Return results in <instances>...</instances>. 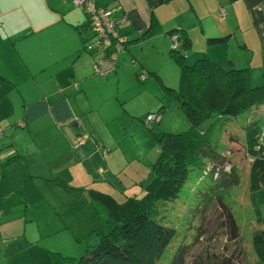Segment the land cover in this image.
I'll list each match as a JSON object with an SVG mask.
<instances>
[{
    "label": "crops",
    "instance_id": "obj_1",
    "mask_svg": "<svg viewBox=\"0 0 264 264\" xmlns=\"http://www.w3.org/2000/svg\"><path fill=\"white\" fill-rule=\"evenodd\" d=\"M93 2L118 5L115 16L125 13L116 26L124 46L114 69L106 74L92 71L95 51L84 49L90 38L87 16L72 0H0V222L4 224L10 221L6 207L13 199L18 203L22 191L25 213L29 210L33 215L29 220L39 221L40 234L45 229L46 235L65 230L67 218L76 238L90 231L91 218L99 213L91 210L98 200L90 198L88 189L111 194L104 183L117 172L120 158L114 135L119 131L108 127L99 105L113 99L106 95V87L118 85L131 67L133 75L146 82L127 78L130 85L143 88L150 82L145 76L155 71L149 69L147 55L138 53L144 42L153 55L167 58L169 32L183 33L188 39L186 60L207 57L223 68L247 67L250 84L264 81V0ZM208 37L220 39L209 42ZM97 81L105 88L93 93ZM116 93L117 100L109 101L113 107L130 102V96ZM152 123L143 128L137 122L133 130L151 131ZM17 212L16 217L21 214ZM37 235L29 241L22 230L15 234L16 245L31 249V258L37 259L33 264H51V250L33 244Z\"/></svg>",
    "mask_w": 264,
    "mask_h": 264
},
{
    "label": "rangeland",
    "instance_id": "obj_2",
    "mask_svg": "<svg viewBox=\"0 0 264 264\" xmlns=\"http://www.w3.org/2000/svg\"><path fill=\"white\" fill-rule=\"evenodd\" d=\"M138 53L139 57L141 53L147 55V60L150 62L148 65L151 67L149 69L155 71L154 76L150 74L151 71L145 76L150 82L143 88L132 81L135 86L130 85L127 78H133L139 84L146 82L137 79L131 67L126 73L127 77L122 78L118 85L112 84L110 88L106 87V95H112V98L117 100L116 92L119 91L120 94L130 96V102L124 101L120 103V107L115 108L113 107L115 104L109 102L113 100L110 98L99 105L100 111L103 112L102 118L106 117L108 127L119 131L114 134L118 135L119 142L116 146L120 155L117 159V172L110 179H106L108 183H104V187H108L111 195L120 201L127 195L139 198L143 194L144 185L151 175V165L159 153L156 134L179 133L185 131L189 124L183 111L163 89V85L174 88L178 85L179 66L170 53V40L167 44L166 53L169 54L167 58L153 55L145 42L138 46ZM186 59L189 58H184L186 63L194 61L192 58ZM103 88H105L104 82L97 81L92 84L93 93L101 92ZM159 109H161L159 122L145 119L147 111L156 112ZM259 109L251 114V119L259 121L258 139L262 141L264 140V104ZM141 115L144 118H141ZM142 120L148 121L149 125L153 122L149 127L151 131L145 132L139 128L133 130L132 124L136 125L137 122L143 128L149 126L142 125ZM217 134L218 149L226 159L222 160V164H217L218 170L217 173L214 171L212 179L202 173L201 166H195L180 186L176 196L157 205L159 219L164 224L173 226L176 231L173 241L164 249L157 264H258L251 248V233L254 229L264 228V185L255 190L249 189L248 170L251 158L245 151L242 129L239 125L232 121L223 125ZM98 152L101 154L100 150ZM222 171L227 178L232 177L233 182L228 179L226 185L215 186L212 182ZM99 173L94 172L93 175L97 178H105ZM18 195H21L18 203L13 199L9 207H6L5 214L10 217V221H6L5 224L0 222L2 224L0 264L37 263V259H32L30 256L31 249H25L24 245L19 247L16 245L15 234H19L22 230L24 235L29 237V241L33 239L32 235L39 234L35 243L33 242L35 245L46 246L61 255L78 256L86 247L96 243L100 234L108 228L106 209L97 201L91 204V210L98 211L99 217L91 218L90 231L86 234L83 232L79 235L80 238H76L71 233L72 221L69 218L65 230L60 229L46 235L45 229L44 234H40L37 230L39 221L29 220L33 217L29 210L25 213L22 191ZM14 196L15 194H11V198ZM30 204L32 205L33 202ZM16 208L21 213L18 217L15 216L18 213ZM230 218L234 220L236 227L235 237L230 233L228 221ZM74 219L77 222L76 216ZM14 244L16 247L12 246ZM176 244L180 246V254L175 256L173 263H168L170 253Z\"/></svg>",
    "mask_w": 264,
    "mask_h": 264
},
{
    "label": "trees",
    "instance_id": "obj_3",
    "mask_svg": "<svg viewBox=\"0 0 264 264\" xmlns=\"http://www.w3.org/2000/svg\"><path fill=\"white\" fill-rule=\"evenodd\" d=\"M81 9L86 13L90 33L84 49L91 52L86 48L91 40L88 13ZM219 39L207 38L209 42ZM187 46L188 39L183 33L177 36L174 47L170 41V53L179 66L178 85L176 88L162 85L165 94L185 114L188 128L179 133L156 134L159 153L139 198L127 195L120 201L107 192L89 188L90 198L97 199L106 209L108 228L78 256L51 250V264H157L176 233L173 226L159 219L158 203L175 197L195 166H201L202 173L212 179L214 171L217 173V164L226 159L218 149L217 131L232 121L242 129L243 145L251 158L249 189L264 185V140L258 139L259 121L251 119V114L264 104V81L251 85L247 67L223 68L207 57L186 63ZM225 177L222 171L212 183L224 186L228 179L233 182L232 177ZM228 221L230 233L235 237L234 220ZM178 244L173 247L168 263H173L180 254ZM251 248L258 264H264V228L252 231Z\"/></svg>",
    "mask_w": 264,
    "mask_h": 264
},
{
    "label": "built area",
    "instance_id": "obj_4",
    "mask_svg": "<svg viewBox=\"0 0 264 264\" xmlns=\"http://www.w3.org/2000/svg\"><path fill=\"white\" fill-rule=\"evenodd\" d=\"M73 4L83 8L88 13V24L91 31V40L86 44V48L91 52L95 51L92 56V71L98 74H106L113 70L118 52L123 46V38L116 33V26L125 18V13L121 12L118 16L114 13L119 9L115 6H99L93 0H72ZM223 11V9H221ZM177 33L172 31L169 33L171 47L177 42ZM140 77L143 73L139 74ZM160 112H149L146 120H158ZM2 135V127L0 126V136ZM82 138L76 137V142L81 143ZM1 156V153H0Z\"/></svg>",
    "mask_w": 264,
    "mask_h": 264
},
{
    "label": "water",
    "instance_id": "obj_5",
    "mask_svg": "<svg viewBox=\"0 0 264 264\" xmlns=\"http://www.w3.org/2000/svg\"><path fill=\"white\" fill-rule=\"evenodd\" d=\"M75 123V122H74Z\"/></svg>",
    "mask_w": 264,
    "mask_h": 264
}]
</instances>
